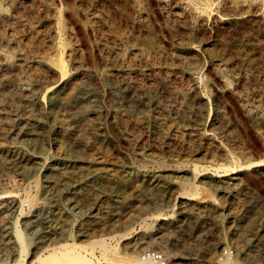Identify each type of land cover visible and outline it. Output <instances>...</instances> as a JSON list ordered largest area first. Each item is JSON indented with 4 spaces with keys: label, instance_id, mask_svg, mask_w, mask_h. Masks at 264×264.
Returning a JSON list of instances; mask_svg holds the SVG:
<instances>
[{
    "label": "rangeland",
    "instance_id": "obj_1",
    "mask_svg": "<svg viewBox=\"0 0 264 264\" xmlns=\"http://www.w3.org/2000/svg\"><path fill=\"white\" fill-rule=\"evenodd\" d=\"M0 62V264H264V0H0Z\"/></svg>",
    "mask_w": 264,
    "mask_h": 264
},
{
    "label": "bare ground",
    "instance_id": "obj_2",
    "mask_svg": "<svg viewBox=\"0 0 264 264\" xmlns=\"http://www.w3.org/2000/svg\"><path fill=\"white\" fill-rule=\"evenodd\" d=\"M61 62V61H60ZM1 64V62H0ZM4 64V63H3ZM59 64V62L57 63ZM60 65V64H59ZM63 66V65H62ZM1 67V65H0ZM61 67V66H60ZM63 68V67H62ZM64 70V69H62ZM8 84L5 83V85L3 86H7ZM33 89V88H32ZM27 91V90H26ZM32 91V90H31ZM28 92V91H27ZM31 93V92H30ZM29 93V94H30ZM75 93V92H74ZM27 95V94H26ZM31 95V94H30ZM83 95V94H82ZM75 96V95H74ZM78 96V95H77ZM76 96V97H77ZM115 96V95H114ZM119 96V95H118ZM73 98V97H72ZM86 98V97H85ZM84 98V99H85ZM88 98V97H87ZM86 98V99H87ZM70 99V98H69ZM79 99V98H78ZM83 100V99H82ZM71 101V100H70ZM78 101V100H77ZM75 101V103L77 102ZM66 102V101H65ZM74 103V102H73ZM68 107V106H67ZM17 108V107H16ZM19 109V108H18ZM23 111V110H22ZM73 111V110H72ZM18 112V111H17ZM254 112V111H253ZM19 113V112H18ZM85 113V111H84ZM15 117L17 118L16 122H26V120H24L22 118V116L18 115V114H14ZM84 117V115H83ZM85 119V118H84ZM32 122V121H31ZM30 122V123H31ZM25 126V125H24ZM25 130V129H24ZM208 137V136H207ZM211 137V136H209ZM221 152V151H220ZM227 187V186H226ZM186 192V191H185ZM4 204V203H3ZM14 225L12 227V231H14V233L16 232V236L17 238H19V243L18 244V249H19V256H22L23 253L25 252V249H26V239L24 238V233L22 234L19 226H18V223L17 221H14ZM47 223H48V217L47 215L45 214H41L40 216H37L36 217V220L35 221H32L30 219H27L25 221V224L27 227H29L32 232L34 233H38V224H42L44 226H47ZM40 235V234H39ZM42 238V237H41ZM262 241V240H261ZM260 241V242H261ZM44 242V241H42ZM259 242V243H260ZM258 243V244H259ZM262 243V242H261ZM20 245V246H19ZM4 246V245H3ZM100 246L102 247V249H105V251H109V249H111L109 246L105 245L104 243H100ZM262 246V245H261ZM50 246H45V247H40L38 249H46L45 251H41L42 253L40 252H37L34 256V259H32L30 261L29 264H96L93 262V260L88 257V254H87V250H83L81 248H83V246L81 245H74V244H59V245H56V246H52V248H49ZM259 247V246H258ZM114 249V248H112ZM111 249V250H112ZM264 249V247L262 248ZM107 254V252L105 253ZM116 254L117 256L120 254V253H114ZM114 257V256H113ZM140 258V257H139ZM139 258H131L132 261L131 262H134L136 264H156V262H153V261H144L139 259ZM112 259V258H111ZM229 259V258H228ZM124 260V259H123ZM23 261V260H22ZM127 262V261H126ZM129 262V261H128ZM131 262L129 264H131ZM251 262V261H250ZM125 262L124 261H119V262H116L114 264H124ZM158 263V262H157ZM254 263V262H253ZM14 264H23L21 262V257L20 259L15 262ZM26 264V263H25ZM99 264V263H97ZM133 264V263H132ZM220 264H236L235 261H232V260H225L224 262L220 263Z\"/></svg>",
    "mask_w": 264,
    "mask_h": 264
},
{
    "label": "built area",
    "instance_id": "obj_3",
    "mask_svg": "<svg viewBox=\"0 0 264 264\" xmlns=\"http://www.w3.org/2000/svg\"><path fill=\"white\" fill-rule=\"evenodd\" d=\"M141 258L147 261L158 262L159 264H166L165 254L158 249L148 248L143 250Z\"/></svg>",
    "mask_w": 264,
    "mask_h": 264
}]
</instances>
